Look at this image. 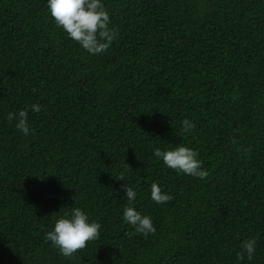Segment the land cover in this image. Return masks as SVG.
I'll use <instances>...</instances> for the list:
<instances>
[{"label":"trees","instance_id":"16d2710c","mask_svg":"<svg viewBox=\"0 0 264 264\" xmlns=\"http://www.w3.org/2000/svg\"><path fill=\"white\" fill-rule=\"evenodd\" d=\"M103 2L118 35L90 55L46 0H0V264H264V0ZM177 144L207 177L153 156ZM124 186L155 233L124 222ZM72 207L101 228L69 258L44 233Z\"/></svg>","mask_w":264,"mask_h":264},{"label":"clouds","instance_id":"9594fccd","mask_svg":"<svg viewBox=\"0 0 264 264\" xmlns=\"http://www.w3.org/2000/svg\"><path fill=\"white\" fill-rule=\"evenodd\" d=\"M46 4L47 12L56 26L90 55L105 52L118 35L117 29L109 26L110 16L103 0H46ZM29 108L33 112L41 110L39 104H32ZM29 108L7 114V119L15 121L16 129L24 136L32 131L28 122ZM181 127L183 132L189 133L195 124L188 118H184L181 121ZM153 156L177 174L200 179L208 175L207 169L198 159L197 151L185 144H177L175 147L165 149L154 148ZM124 196L129 202L122 211L124 222L143 236L155 233L152 218L132 206L137 197V191L132 187L124 186ZM149 198L155 204H163L173 197L153 182L150 185ZM100 228V223L90 220L87 212L80 207H72L70 211L54 220L51 230L44 233V239L61 256L70 258L77 250L86 247L87 242L98 239ZM255 252L256 239L255 237L249 238L242 243V249L237 253V258L243 260L246 257L251 261Z\"/></svg>","mask_w":264,"mask_h":264}]
</instances>
